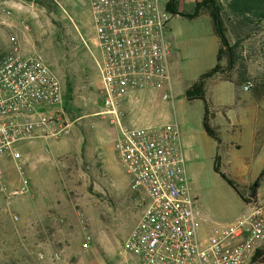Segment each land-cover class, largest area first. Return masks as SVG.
Here are the masks:
<instances>
[{"label": "rangeland", "instance_id": "374dc122", "mask_svg": "<svg viewBox=\"0 0 264 264\" xmlns=\"http://www.w3.org/2000/svg\"><path fill=\"white\" fill-rule=\"evenodd\" d=\"M218 2L232 58L228 66L222 48L218 72L233 82L210 88L221 102L208 116L217 139L204 128L205 102L185 97L216 63L203 20L195 23L191 36L183 34L174 41L166 34L173 48V107L162 100L155 103L157 94L150 92L153 103L146 112L135 108L134 100L126 101L124 110L130 125L177 122L188 190L204 215L227 223L246 210V202L215 172L216 159L220 173L247 197H252L264 170V23H249L227 8L228 0ZM14 48L41 59L60 80L61 108L70 131L57 139L17 143L18 160L0 157V264H139L137 257L124 252L123 243L138 221L140 198L118 162L113 141L117 131L99 115L94 59L100 50L86 0H0V60ZM247 82L252 83L248 92L242 86ZM255 101L256 121L243 114ZM22 176L28 192L10 197ZM255 197L264 199V174ZM87 237L89 249L83 251ZM254 264H264V254Z\"/></svg>", "mask_w": 264, "mask_h": 264}, {"label": "built area", "instance_id": "2783aa9c", "mask_svg": "<svg viewBox=\"0 0 264 264\" xmlns=\"http://www.w3.org/2000/svg\"><path fill=\"white\" fill-rule=\"evenodd\" d=\"M100 82L101 111L115 128L114 150L131 190L140 198V214L123 243L139 264H254L264 254V199L248 197L246 210L227 223L212 221L198 208L185 178V158L176 124L130 125L126 101L144 92L171 100L166 39L172 14L161 0H86ZM14 44L17 43L12 38ZM252 83L243 85V91ZM60 80L39 58L16 48L0 60V157L15 160L17 143L57 139L70 131L62 110ZM2 166L0 164V177ZM28 181L9 191L28 192ZM90 238L82 244L89 249Z\"/></svg>", "mask_w": 264, "mask_h": 264}, {"label": "crops", "instance_id": "0c3cea01", "mask_svg": "<svg viewBox=\"0 0 264 264\" xmlns=\"http://www.w3.org/2000/svg\"><path fill=\"white\" fill-rule=\"evenodd\" d=\"M167 1L168 0H166L164 2V4H166ZM202 1L203 0H176V12H177V14H174L171 17L168 34H169V37L174 41L177 38L181 37V35H183V34L191 36V35H193L194 27L197 25L195 23L203 20L204 21L203 24L205 26L209 27L210 33H211V35H209L210 36L209 37L210 54L212 55V57H214V60L216 62L215 66L217 64L221 65V61L220 62L217 61V55H218V51L220 49V40H219L215 30H214L213 19L211 17L209 10H207L206 8H201L199 11V15L194 19H189V18L185 17V15L192 14L196 9V5ZM172 64H173V61H172ZM223 75H224V72L223 73L217 72L214 75H212L211 77L206 78L204 80V96H205L206 116L203 120H206L207 126L209 127L210 131L213 133L212 136H214L216 139H217V137L215 136V133L213 131V129H215L216 127L212 128L209 125L208 116L211 113L210 110L211 111L216 110L214 108H217L218 105L221 104V102L219 100V98H220L219 95H217V93H216V95H214L213 92L210 90V88L212 85H215V84L218 85V84H222L223 82H230V83L233 82L232 80L226 79ZM196 82H194V83H196ZM149 93L150 92H144L141 94V99L139 101H132L133 104H135L134 107L138 108L141 112H146L149 108L152 107L151 103H153V100L151 99V96ZM156 94H157L156 95L157 98H156V101H154L155 103L160 101V99L158 98L159 93H156ZM166 102H170L171 106L173 107V97L172 96H171V100L166 101ZM258 110H259L258 103L255 101V102L250 103L249 105L246 106V109L244 110L245 112L243 111V114L246 115V118H249L251 120L256 121V119L258 118ZM165 124H171V123H165ZM173 124L178 125L176 121ZM159 125H161V124H159ZM254 129L255 130H253L254 131L253 135L255 136V138H257V134L259 133V131L256 130V128H254ZM184 166H185V164H184ZM185 178L187 181L188 177H187L186 166H185ZM229 180H231V179H229ZM240 195L242 196L244 201L248 198L247 197L248 195H243L241 193H240ZM237 216L238 215L233 217V219L236 218Z\"/></svg>", "mask_w": 264, "mask_h": 264}, {"label": "trees", "instance_id": "16d2710c", "mask_svg": "<svg viewBox=\"0 0 264 264\" xmlns=\"http://www.w3.org/2000/svg\"><path fill=\"white\" fill-rule=\"evenodd\" d=\"M227 8L234 13L235 15L241 17L242 19L246 20L249 23H264V0H228L226 3ZM166 10L171 13L172 15L177 14L176 12V0H168L165 4ZM201 8H206L209 10L211 17L213 19L214 30L220 40V49L217 55V61H221V54L222 48H226L228 53V66L232 65V58L230 54V47L227 42L224 29L222 27V20L220 16V6L218 0H203L202 2L196 5V9L192 14L185 15L186 18L194 19L199 15V11ZM219 64H217L213 69L208 71L207 73L203 74L199 81L194 83L191 87H189L185 91V97L187 100H203L205 102L204 96V80L206 78L211 77L215 73L218 72ZM204 128L208 134L213 135L210 131L209 127L207 126L206 120H204ZM217 162V159H216ZM215 162L214 170L216 173H219L221 177L237 192V194L242 198L240 192L236 185L229 180L224 174L220 173L217 163ZM264 174V170L261 173L258 180L252 187V196H255L256 189L259 186V181ZM243 199V198H242ZM263 256L262 252H257L255 260L259 257Z\"/></svg>", "mask_w": 264, "mask_h": 264}]
</instances>
